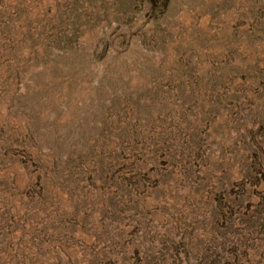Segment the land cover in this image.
Returning a JSON list of instances; mask_svg holds the SVG:
<instances>
[{
	"label": "rangeland",
	"instance_id": "1",
	"mask_svg": "<svg viewBox=\"0 0 264 264\" xmlns=\"http://www.w3.org/2000/svg\"><path fill=\"white\" fill-rule=\"evenodd\" d=\"M0 264H264V0H0Z\"/></svg>",
	"mask_w": 264,
	"mask_h": 264
}]
</instances>
